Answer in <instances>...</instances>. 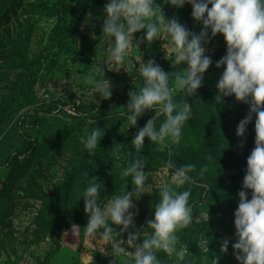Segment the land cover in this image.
<instances>
[{"label":"clouds","instance_id":"clouds-1","mask_svg":"<svg viewBox=\"0 0 264 264\" xmlns=\"http://www.w3.org/2000/svg\"><path fill=\"white\" fill-rule=\"evenodd\" d=\"M168 3L175 8L190 4L191 17L202 25L200 31H190L175 15L166 18L160 7L159 11L154 8L155 0H107L103 6L105 17L101 28L109 45L105 68L116 71L123 66L130 49H137L141 42L139 37L135 42L133 40V34L141 29L145 30L142 39L147 43L151 44L155 39L165 42L164 47L169 52L166 58L171 59L172 66L186 65L184 74L177 76L174 88H170V73L152 59L139 63L137 70L142 78L141 87L139 91L128 92L127 111L122 115H126L129 127L136 125L137 119L146 110L155 111L137 130L131 144L139 153L145 137L154 142L160 151L169 143L180 141L182 126L190 118L192 106L187 99L176 101L173 92L182 90L186 97L196 93L202 85L205 71L213 63L211 57L205 54V45L217 33L222 34L226 52L215 61V67L223 65V71L215 85L214 102L220 104L224 97L231 95L237 101L248 104L247 114L235 128L238 137L243 136L247 124L255 115L254 147L246 157L242 187L237 193L238 204L233 213L235 240L231 247L239 264H264V0H168ZM148 18H153L152 22H146ZM140 59L138 56L137 62ZM85 83L91 86L92 96L96 93L106 100L112 95L113 86L104 71L99 79L94 73L88 74ZM162 115L164 119L157 127L155 122ZM101 129L93 128L89 135L80 137L89 154L94 153L98 146L103 135ZM195 167L192 163L177 166L171 159L165 162L164 176L159 184L160 199L153 207V217L146 221V228L135 231H128L130 227H135V213L130 211L134 208L133 198L139 199L141 194L148 193L143 158L138 155L121 169L122 177L131 178L134 185L131 191L113 196L103 206L99 203L102 184L94 176V181L77 193V197L83 198V210L88 214L85 235L95 239L99 233L97 250L110 256L126 253L132 264H163L157 255L159 252L174 256L178 264H191L187 258V245L177 247V233L193 222V210L189 203L191 191L177 189L191 182L189 173ZM207 171L208 165L205 164L199 175L203 176ZM83 177L87 178L86 171ZM249 195L250 198H247ZM204 220H208L207 215ZM110 222L121 226L119 232H127V238H118L119 234ZM114 231L116 236H113ZM138 237H142L139 242ZM202 238L207 247L209 239L205 233ZM228 244V239H223L219 245L220 252H227ZM105 246H110V249ZM218 260L215 255L210 259L211 264H218Z\"/></svg>","mask_w":264,"mask_h":264},{"label":"trees","instance_id":"trees-1","mask_svg":"<svg viewBox=\"0 0 264 264\" xmlns=\"http://www.w3.org/2000/svg\"><path fill=\"white\" fill-rule=\"evenodd\" d=\"M75 1L0 0V81L4 83L5 92L0 97V122L4 121L5 113L14 102L26 96L27 88L36 83L38 73L42 69L55 68L60 53L69 48L71 30L68 14ZM43 15L54 17L55 23L38 54L30 57V39L37 29V20ZM173 15L187 29L194 32L195 20L191 17L190 4L185 3L180 8L173 6ZM97 30H99L97 32L99 38L103 35L102 28ZM215 40L217 47L212 53V58L216 61L225 55L226 42L222 34H219ZM157 64L165 72L170 73V88L174 87L171 85L173 79L184 72V66H186H172L171 59L166 57L157 58ZM219 69L223 70V65ZM134 89L136 90L135 84L125 83L116 89L113 96L106 100L102 99L99 104H78L74 108L85 113V116H80L82 120L79 121L80 118L73 124L64 125L47 134L43 139L37 138L25 129L21 131L23 140L20 145L0 162L1 166L8 167L7 175L2 181L0 180V227L2 229L0 245L3 248L8 246L15 251L17 237L10 215L16 206L19 204L26 209L31 200L40 199L42 206L37 210L34 219L30 243L39 244L49 233H54L53 247L38 259V264H52L53 258L61 250L63 234L74 225L84 227L87 224L88 214L84 212L82 199L77 197L76 192V184L83 177V172L87 171L93 163L99 167L95 177L102 184L99 201H103L114 193L122 194L124 191H131L134 187L131 178L122 177L120 172L139 155L145 162V169L164 167L169 159L173 160L177 166L187 163L196 165L195 169L189 173L192 177L191 182L177 189L191 191L189 203L193 210V222L177 233L179 238L177 246L187 245L192 253L191 264H211L210 259L214 255L219 257L218 264H239L231 254L232 247L228 246L225 253L220 252L219 245L224 239V234L217 231L209 219L205 222L204 218L198 220L195 218L198 212L197 204L205 200L211 201L216 205L219 224L223 231L228 235H233L235 232L233 213L238 204L237 193L242 187L246 157L254 147L255 115L253 114V119L247 124L243 136H236L235 128L247 114L248 104L237 101L234 96L224 97L222 103L216 104L213 99L215 91H209L202 85L192 97H186L182 90H178L173 94L174 99L176 101L187 99L192 106L191 116L182 126L181 139L178 143H169L163 151H160L154 142L145 137L144 146L137 153L131 144L135 133L126 138L124 134L107 137L94 153L89 154L87 150H83L80 155H74L59 189L50 195L44 192L41 181L46 178L47 171L68 148L70 149L80 141L79 133L76 132L80 130V123L86 118L97 120L113 116L112 109L118 104L125 107L129 99L128 92ZM50 109L52 108H48L45 103L39 104L31 114L25 115V118L32 125L42 123L44 118L39 115V112L50 111ZM154 111L155 109L145 111L146 117L140 120L141 127ZM75 118L78 117L75 116ZM163 119L162 115L156 120L157 127ZM110 143L119 145L122 156L119 162L107 161L101 155V151H104L105 146H109ZM205 164L208 165V171L201 176L199 172ZM246 191L250 193L251 190ZM247 198H250V195ZM159 199V189L155 188L151 194L152 215L153 207ZM110 226L115 231H119L121 227ZM203 233L209 239L207 247L204 243L202 246L198 244L199 240H203ZM157 255L163 264H170L166 253L159 252Z\"/></svg>","mask_w":264,"mask_h":264},{"label":"rangeland","instance_id":"rangeland-1","mask_svg":"<svg viewBox=\"0 0 264 264\" xmlns=\"http://www.w3.org/2000/svg\"><path fill=\"white\" fill-rule=\"evenodd\" d=\"M106 2L107 0H76L73 3L71 11L68 14L69 28L71 30L69 48L60 53L59 61L55 68L51 70L42 69L38 73L36 83L32 87L27 88L26 96L20 97L15 101L9 111L5 113L4 121L0 122V162L4 161L20 145L23 140L22 130L25 129L37 138L43 139L44 136L56 129L62 128L64 125L73 124L74 121H78L81 118L80 116H85L84 112L75 110L74 107L78 104H99L102 99L96 93L92 96L91 86L85 83V77L88 74L94 73L96 78L99 79L100 73L104 71L105 77L110 79L113 86L111 96L115 94L118 87L125 83L135 84L136 91H139L142 80L137 70L139 63L152 59L157 64V58L169 56L168 50L164 47V41L155 39L151 44L147 43L142 39L145 30L141 29L133 34L134 42L137 37L141 38V42L137 49L135 47L130 49L124 58L123 66L116 71L105 68L107 67V50L109 45L104 40L103 35H100L99 38L97 37V32L100 30H97V28H101L105 17L103 6ZM155 3L154 8L159 11L160 7L166 18L173 16V6L168 3V0H155ZM152 19L148 18L146 22H152ZM54 23L55 18L47 15H43L37 20V29L32 34L29 43L30 57L38 54L40 48L46 43L47 36ZM201 27L202 25L198 21H195L193 25L194 32L198 33ZM219 34L217 33L205 45V54L211 57L213 63L205 71L202 80V86L209 91H215V93L217 91L215 87L216 82L223 71L215 67V60L212 58V53L217 47L215 39ZM138 56L141 59L137 62ZM183 74L184 72L176 75V77ZM175 78L171 83L172 86H175ZM3 85L4 83L0 81V97L5 93ZM177 91L175 90L173 94ZM42 103L47 104V107H51L52 109L50 111L39 112V115L44 118L42 123L30 124L25 115L31 114L33 109ZM112 110L114 115L111 117L97 120L84 119L80 123V130L76 131L79 133V137H86L93 128L100 127L102 128L103 135L98 141V146L107 137L124 134L126 138L130 134L136 133L141 127L140 120L146 117L144 112L137 119L136 125L128 127L126 115H122V113H126L127 111L125 107L118 104ZM75 116L78 118H75ZM81 120L82 118L79 121ZM83 150L86 149L80 140L73 147L68 148L58 158L57 162L51 166L49 171H47L46 178L41 181L46 194L50 195L59 189L64 182L65 172L69 169L74 155H80ZM105 150L101 151V155L107 161L119 162L122 158L119 152V145H111L110 143L109 146H105ZM98 170L99 167L93 163L86 171L87 178L82 177L76 184L77 193L82 192L87 184L94 181V176ZM145 171L147 174L145 182L146 192L148 193L141 194L139 199L133 198L134 208L130 209V211L135 213L133 217L135 227H130L128 231L146 228V221L153 217L151 194L153 189H159L161 178L164 176V167H149ZM7 173L8 167L0 165L1 181ZM115 195H119V192L112 194L106 200L99 201V203L103 206ZM81 199L83 202L82 197ZM41 206L42 201L40 199L31 200L29 207L26 209L22 208L19 204L16 206L10 215L13 228L15 229V236L17 237L15 251L8 248V246L3 248L0 245V264H38V259L42 258L44 253L53 247L55 237L52 232L39 244L32 245L30 243L34 219L37 210ZM197 207L198 212L195 218L197 220L203 219L207 215L208 219L213 223L214 228L224 234V239H228V246L231 247V244L235 240V232L233 235H228L223 231L222 226L219 224L220 219L216 211V205L211 203V201L205 200L203 203H198ZM110 225L114 224L110 222ZM117 233L119 234L118 238H127V232L120 233L117 231ZM113 236H116V232H113ZM1 237L2 229L0 227ZM140 239L141 237H138V242ZM203 243V240L198 241V244L201 246ZM99 244V233H97L95 239H89L85 235L84 227L79 226V228H76L74 225L63 234L61 250L53 258L52 264H132L130 257L126 253L113 254V256L101 253L97 250ZM105 247L110 249V246ZM128 250L131 251V249ZM231 254L233 255L232 248ZM191 256L192 253L188 250L187 258L190 260ZM166 258L170 261V264L177 262L174 256L167 255Z\"/></svg>","mask_w":264,"mask_h":264}]
</instances>
